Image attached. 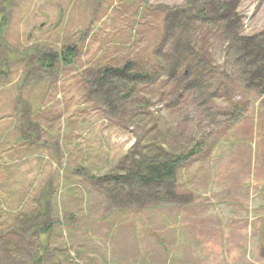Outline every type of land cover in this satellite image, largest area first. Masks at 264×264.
Masks as SVG:
<instances>
[{"label":"rangeland","instance_id":"rangeland-1","mask_svg":"<svg viewBox=\"0 0 264 264\" xmlns=\"http://www.w3.org/2000/svg\"><path fill=\"white\" fill-rule=\"evenodd\" d=\"M187 2L0 0V264H264V92L232 77L228 43L207 45L226 95L94 80L151 68ZM233 12L240 35L264 33V0ZM163 151L189 154L170 199L134 178Z\"/></svg>","mask_w":264,"mask_h":264},{"label":"trees","instance_id":"trees-1","mask_svg":"<svg viewBox=\"0 0 264 264\" xmlns=\"http://www.w3.org/2000/svg\"><path fill=\"white\" fill-rule=\"evenodd\" d=\"M233 1L235 0H211L208 6L201 7L195 5V0H188L182 8L176 10L175 15L166 17L162 43L154 51L157 60L151 68L137 66L136 63L127 61L121 67L103 68L94 80L103 85L107 81L111 82V78L114 77L124 87L131 86L126 98L131 96L130 92L136 88L137 84H150L152 81H160L164 76H167V79L174 84L178 83V86L181 82L188 80L190 85L193 84L192 92L206 94L213 89L214 92L209 94L212 98L219 90L221 91V86L223 88L221 93L226 95L229 88L225 87L222 77H218L211 68L213 56L209 54L207 48L208 42L216 38L223 47L225 43H228L225 65L239 68L234 70L232 77L239 82L247 83L251 91L262 94L264 92V33L253 37L240 35V19L235 12L228 16L229 4ZM224 35H227L226 40ZM215 47L217 50L218 46ZM66 50L68 54L65 53L66 51L51 52L47 62L52 66L55 60L70 61L67 55H72L71 49ZM214 81H219V85L221 83L218 89H214ZM188 157L189 154L169 156L164 151L154 157H144L138 163L146 165V170L138 172L134 178L145 188V193L159 194L161 189H166L170 199L175 197L177 171ZM130 177L129 172L114 176L105 175L102 182L113 180L124 185L126 179Z\"/></svg>","mask_w":264,"mask_h":264}]
</instances>
